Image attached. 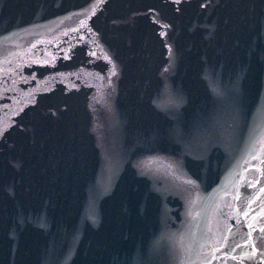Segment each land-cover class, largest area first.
Masks as SVG:
<instances>
[{
  "label": "water",
  "instance_id": "obj_1",
  "mask_svg": "<svg viewBox=\"0 0 264 264\" xmlns=\"http://www.w3.org/2000/svg\"><path fill=\"white\" fill-rule=\"evenodd\" d=\"M0 264H264V0H0Z\"/></svg>",
  "mask_w": 264,
  "mask_h": 264
}]
</instances>
